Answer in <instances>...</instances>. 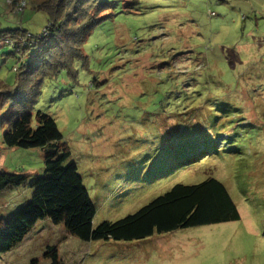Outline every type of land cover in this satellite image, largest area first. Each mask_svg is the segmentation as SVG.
Masks as SVG:
<instances>
[{
	"label": "rangeland",
	"instance_id": "obj_1",
	"mask_svg": "<svg viewBox=\"0 0 264 264\" xmlns=\"http://www.w3.org/2000/svg\"><path fill=\"white\" fill-rule=\"evenodd\" d=\"M130 1L92 32L77 76L46 82L35 105L72 153L94 227L209 179L225 185L241 219L133 242H83L46 220L0 264H51L50 247L64 264H264V0ZM8 2L0 0V30L42 34L44 13L28 5L20 23ZM8 127L0 123V170L30 184L47 153L6 147ZM33 196L29 185L1 192L0 222Z\"/></svg>",
	"mask_w": 264,
	"mask_h": 264
},
{
	"label": "trees",
	"instance_id": "obj_2",
	"mask_svg": "<svg viewBox=\"0 0 264 264\" xmlns=\"http://www.w3.org/2000/svg\"><path fill=\"white\" fill-rule=\"evenodd\" d=\"M10 10L22 15L28 5L44 13L48 24L41 35L25 28L0 30V123L9 125L3 134L8 148H40L47 153L44 175L29 184L31 176L0 170V193L29 185L34 196L10 220L0 222V255L19 246L41 221L63 225L83 242H133L179 229L236 222L237 205L224 184L209 179L196 185H175L137 213L117 222L94 227L96 207L85 187L72 153L56 121L35 111L46 82L66 72L77 76L76 63L85 61V46L92 32L113 19L117 8L131 7L130 0H8ZM30 1V4H29ZM20 9V10H19ZM12 66L9 67V64ZM207 151L202 149L200 154ZM185 160L183 162H188ZM51 264H64L58 250L50 247ZM31 264H39L37 260Z\"/></svg>",
	"mask_w": 264,
	"mask_h": 264
},
{
	"label": "built area",
	"instance_id": "obj_3",
	"mask_svg": "<svg viewBox=\"0 0 264 264\" xmlns=\"http://www.w3.org/2000/svg\"><path fill=\"white\" fill-rule=\"evenodd\" d=\"M24 2H25V0H23V3H22L23 5H25V3H24Z\"/></svg>",
	"mask_w": 264,
	"mask_h": 264
}]
</instances>
